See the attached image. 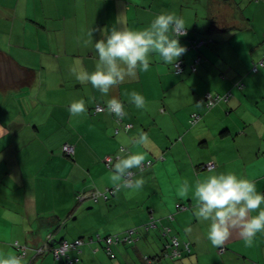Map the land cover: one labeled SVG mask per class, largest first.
Wrapping results in <instances>:
<instances>
[{
  "label": "crops",
  "instance_id": "crops-1",
  "mask_svg": "<svg viewBox=\"0 0 264 264\" xmlns=\"http://www.w3.org/2000/svg\"><path fill=\"white\" fill-rule=\"evenodd\" d=\"M256 2L32 0L28 3L25 14L30 23L22 31L0 35L6 39L1 54L15 66L35 71L37 77L31 87L0 89V127L7 132L0 135V255H15L11 247L15 240L34 247L40 235L53 225H57L59 236L67 235V240L139 226L136 244L114 246V259L103 249L97 252L99 245L84 246L79 264H145L143 254L160 253L164 240L158 229L146 230L143 225L152 216L161 220L174 213L172 229L179 240L190 243L191 250L162 264H264V232L256 234L251 247L245 246L243 239L234 233L220 246L226 248L220 254L217 252L220 247H214L207 239L210 221L198 220L194 214L195 183L210 175L234 173L254 182L257 191L264 194V69L250 72L252 62L264 53V30L252 26L255 20L264 26V0ZM199 5L205 7L203 19L209 27L208 39L213 42H201L194 49L191 42L206 38L201 34ZM253 7L258 15L250 16L248 10ZM192 9L196 11L194 15ZM162 13L182 18L188 31L179 39L187 48L179 59L184 62L179 76L153 55L147 72L138 71L135 79H127L107 95L79 78L96 70L98 56L94 44L102 38L101 33L94 32L93 40L85 44L93 28L106 29V34L120 26L143 30ZM198 56L201 61L195 64L193 72L191 65ZM224 70L230 71L225 79L221 75ZM239 80L243 88L234 84ZM132 91L145 98V109H137L130 103L128 94ZM208 92L221 95L230 92L231 96L208 110L204 100ZM113 97L124 105L125 121L133 125L129 132L115 135L113 114L107 110L93 112L96 105L107 106ZM80 99L85 101L87 113L74 118L69 107ZM195 113L202 119L191 125L189 120ZM141 133L147 135L143 144L137 143ZM65 142L76 148L73 165L59 155ZM119 145L129 149L123 157L141 153L145 161L157 158L154 165L143 171L134 169V178L143 177L145 181L143 188L124 187L106 202L68 203L64 196L69 191L75 196L79 190L93 186L104 189L115 185L102 158L116 152ZM210 161L216 163V168L203 169ZM185 180L190 191L181 197L178 189ZM177 202L190 208L177 210ZM35 234L38 238L32 239ZM28 254L22 264H29L34 258L32 249Z\"/></svg>",
  "mask_w": 264,
  "mask_h": 264
},
{
  "label": "clouds",
  "instance_id": "clouds-1",
  "mask_svg": "<svg viewBox=\"0 0 264 264\" xmlns=\"http://www.w3.org/2000/svg\"><path fill=\"white\" fill-rule=\"evenodd\" d=\"M96 31L102 36L94 44L98 56L96 70L79 78L89 82L103 95L127 79H135L138 71L147 72L153 55H157L165 65L178 68L177 61L187 52L179 40V37L187 35L184 21L173 13L156 16L143 30L120 26L113 27L110 34H106V29L93 28L88 33L86 45L93 40ZM128 95L130 103L137 109L146 108V100L141 94L132 91ZM107 111L118 119L127 115L124 105L115 97L107 102ZM69 113L74 118L84 116L87 113L85 101L72 102ZM2 134L7 132L0 127ZM146 141L147 135L141 133L137 143ZM144 163L145 156L141 153L126 157L118 154L115 163L110 166L112 182L117 187L142 189L145 181L143 177L134 178L133 170H142ZM189 191V182L185 180L178 189V195L187 196ZM194 198L196 218L210 221L207 239L214 247L224 245L234 233L243 239L245 246L251 247L256 234L264 232V194L259 193L255 183L246 178L231 172L210 175L195 183ZM0 264H22V258L0 255Z\"/></svg>",
  "mask_w": 264,
  "mask_h": 264
},
{
  "label": "trees",
  "instance_id": "trees-1",
  "mask_svg": "<svg viewBox=\"0 0 264 264\" xmlns=\"http://www.w3.org/2000/svg\"><path fill=\"white\" fill-rule=\"evenodd\" d=\"M31 1L32 0H23L22 3L20 1H17L16 4H14L11 7V9H13V11L15 12V15L13 17H9V20L13 21V19H20L24 22H28L29 17L26 16L27 14H25V12H26L25 10L27 8V4L30 3ZM254 1H256V0H254ZM256 3H258V2H256ZM17 14H19V16H21V17L19 18L17 16ZM25 24H27V23H24L23 26ZM213 24H215V23H213ZM187 33H188V31H187ZM181 37H183V36H181ZM181 37H179V39ZM205 39L206 38H204L203 41L197 40V41L191 42L190 47L194 48V49H198V47L200 46L199 44H201V42L203 44H208V43L213 42V39H210V38L208 40L207 39L205 40ZM0 54H1V52H0ZM263 57H264V53L262 54L261 58L258 61L252 62V65L250 68L251 73H253V74L258 73L264 69V64L262 66H258L259 65L258 63L263 59ZM200 61H201L200 56L195 58L194 64L191 65L193 72H196V67L194 65L199 63ZM177 64L180 65L179 67H180L181 71L178 73L177 68H173L174 69L173 72L176 76H179L183 72L184 62H183V60H178ZM254 66H258L257 71L253 70ZM16 68H17L18 72H21L20 77H18V79H16V76H12V80H11V78L8 77L7 82L0 85L1 86L0 89H7L9 87L20 89L23 87H31L35 84V81L37 79L35 71L28 69V68L20 67V65L16 66ZM228 69L231 70V68H228ZM229 72L230 71L224 70L221 73L222 78L223 79L227 78L228 77L227 74H229ZM236 82L234 83L236 85V87H238V88L244 87V84L242 81L239 80ZM208 94H210L213 98H215L216 96L219 98H220V96H228V99H229L231 96L230 92H227L226 94H223V95L218 94V93H215V94H211L209 92L205 93L204 100H205V104H206V107L208 110H210L214 105L220 103V102H216V103L212 102V98L211 99L207 98ZM118 100L122 103V101L120 99H118ZM220 101H222V100H220ZM99 105L104 107L103 111H97L96 110L97 105H96L93 109L94 113H103L107 110V106L101 105V104H99ZM160 111H164V109L161 108ZM195 115L198 116L199 119L196 123L193 124V123H191V121ZM113 116H114V121H115V125H116L114 128V134L115 135H118L120 132H129L133 128V125L131 123H128L125 121V116L123 119H118L117 117H115L114 114H113ZM201 119H202V116L200 114L195 113V114L191 115V119L189 120V122L191 125H195ZM66 146L72 148V152L67 151L65 149ZM121 149H123V151H121ZM127 153H129L128 147L126 148L122 145H119L116 152H113L112 154L104 155L102 160H103V164H104L105 168L107 170H111L110 166L115 163L117 155L119 154L120 156L123 157ZM59 155L62 159L70 161V163L73 165L75 163L76 148L74 145H72L68 142H65V143H63L62 147L59 150ZM107 158L111 159L109 163L106 162ZM156 161H157V158L154 160L145 161L143 169L139 170V171H143L144 169L151 167L152 165H154V163ZM210 162H213V161H210ZM215 168H216V163H215ZM214 169H212V170H214ZM205 170H208V169H205ZM208 171H211V170H208ZM133 172H134V174H136V172L134 170H133ZM122 188H124V187H117L116 184L112 185V186H107L104 189H100L96 186H93L89 190H85V191L79 190L75 195V199H76L78 204L83 203L87 200L106 202L110 199L111 196H113V194L118 193V191H120ZM125 188H127V187H125ZM111 189H117V190L114 193H110ZM175 206H176L177 210H187L190 208V206L188 204L183 203V202H177L175 204ZM42 218H45V217H42ZM174 220H175L174 213H169L166 216L162 217L161 220L156 222L155 227L146 228L145 224L143 225V228L146 230L158 229L160 237H162L164 240L163 249L160 251V253H158V254H148V253L143 254L142 258H143L145 264H150V261L153 263H156V264H162V261H164V260L178 259V258L182 257L183 254L190 252V250H191L190 243L187 241L180 240V245H179L180 254L178 256H175L172 258L169 257V255L173 252L172 249L174 246V243H173L174 237L177 236L179 238V236L177 235L178 233H176L172 229V226H171V223ZM148 222L149 221H147V223ZM139 233H140V227L138 226V227H131L127 230H124V231H121L118 233L107 234V235H103L101 233L88 234V235L80 236V237L76 238L75 240H67V239H65L67 237V235H66V237H64L65 236L64 235L57 241L56 239H58L57 237L59 236V231H58L57 225H53L50 231H48L46 234L42 235V237L40 235V239H38L36 242H34V244H33L34 247L30 248L29 246L22 244L19 240L13 241V243L11 244V247L16 251L15 255L21 257L22 260H26V258L29 255L28 254L29 251L32 249L34 252V254H33L34 258L31 260V262L29 264H51V262H53V264L54 263L79 264L80 260H81L79 256L82 253L81 250L83 249L84 246L92 248L93 246L96 247L99 245L97 247L98 248L97 252H99L103 249L105 251V253L108 255V257H110L111 259H114L116 257V254L114 252L113 247L119 246V245H135L139 239V235H138ZM129 235H130V238L132 239L131 241L123 240L124 237H128ZM35 238H38V237H36V234L34 235V237H32V239H35ZM38 241H40V242L38 243ZM76 241H80L81 244L73 247L72 245ZM63 242H67L71 248L68 249V251L64 255H60L59 258H56L55 253L57 250L60 249V245ZM186 243L188 244V247L185 246ZM225 251H226L225 247H220L217 249V252H220V254L225 252ZM252 264H258V263L253 262Z\"/></svg>",
  "mask_w": 264,
  "mask_h": 264
},
{
  "label": "rangeland",
  "instance_id": "rangeland-1",
  "mask_svg": "<svg viewBox=\"0 0 264 264\" xmlns=\"http://www.w3.org/2000/svg\"><path fill=\"white\" fill-rule=\"evenodd\" d=\"M17 1H20L21 3L23 2V0H0V35L6 34V33H11L14 32L16 33L17 30L22 31L23 29V24L24 23H30V22H24L20 19H13L9 20V17H13L15 15V12L13 11V9H11V7L16 4ZM92 1V0H90ZM192 2V0H190ZM252 3H256V1L252 0ZM193 7V6H192ZM199 12L201 13L200 19H202V23L200 26L201 27V34L204 35L206 37V39L208 40V32H209V27L205 24V19H203L204 17H206V13H205V7L203 5H199L198 6ZM195 9H192L191 11V15H194L195 13ZM248 14L250 16H255L258 15V11L256 10L255 7L250 8L248 10ZM17 16L20 18L21 16H19V14H17ZM262 17L260 16V21H262ZM252 26H254L256 29H261L264 30V26H260V23L255 20L254 23H252ZM7 37V36H6ZM13 41H15V39L13 38ZM6 43V39L4 37L0 36V48L4 47ZM6 49H4L5 51ZM6 52V51H5ZM21 72H18L16 66L9 60L7 59L5 56H3L2 54H0V85L3 83L7 82L8 77L11 78L12 80V76H16V79H18V77H20ZM39 78V76H38ZM1 87V86H0ZM64 198L68 201H71L73 204H77V201L75 199V196H73L71 194V191L65 193ZM82 205H79V207H81ZM85 206H83L82 209H84ZM98 219L100 218V215H98L97 217ZM102 218V217H101ZM64 234V233H63ZM58 236L57 238L60 239L62 236Z\"/></svg>",
  "mask_w": 264,
  "mask_h": 264
},
{
  "label": "built area",
  "instance_id": "built-area-1",
  "mask_svg": "<svg viewBox=\"0 0 264 264\" xmlns=\"http://www.w3.org/2000/svg\"><path fill=\"white\" fill-rule=\"evenodd\" d=\"M259 65L258 66H262L263 64H264V57H263V59L258 63ZM180 66V65H179ZM258 66H254V68H253V70L254 71H257V69H258ZM181 70H180V67H178L177 68V72L179 73ZM207 98L208 99H211L212 98V102H220V100H227L228 99V96H220V98L219 97H215V98H213L210 94H208L207 95ZM219 98V99H218ZM103 109H104V107H102V106H100V105H97L96 106V110L97 111H103ZM198 119H199V117L198 116H194L193 117V119H192V121H191V123H196L197 121H198ZM65 149L67 150V151H69V152H72V148H70V147H65ZM110 158H107V161L106 162H110ZM215 168V163L214 162H208L206 165H204L203 166V169H208V170H212V169H214ZM117 189H111L110 190V193H114L115 191H116ZM106 198V197H105ZM83 199V198H82ZM159 221V219H155L153 216L150 218V220H149V222L148 223H146L145 224V227L146 228H149V227H155V225H156V222H158ZM111 240V239H110ZM123 240H128V241H131L132 239L130 238V235L128 236V237H124L123 238ZM109 241V240H108ZM107 241V242H108ZM111 242V241H110ZM112 243V242H111ZM173 243H174V246H173V252L169 255V257H175V256H178L179 254H180V251H179V245H180V240H179V238L176 236V237H174V240H173ZM81 244V242L80 241H76L75 243H73V247L74 246H77V245H80ZM185 246L186 247H188V244L186 243L185 244ZM184 246V247H185ZM71 247H70V245H68V243L67 242H63L61 245H60V249L59 250H57L56 251V253H55V256H56V258H59V256L60 255H64L67 251H68V249H70ZM150 264H156V263H153V262H151L150 261Z\"/></svg>",
  "mask_w": 264,
  "mask_h": 264
}]
</instances>
